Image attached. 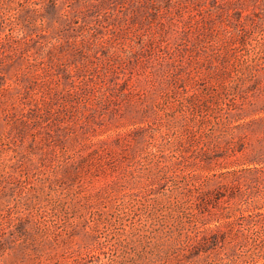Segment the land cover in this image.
Listing matches in <instances>:
<instances>
[{
	"label": "rangeland",
	"instance_id": "obj_1",
	"mask_svg": "<svg viewBox=\"0 0 264 264\" xmlns=\"http://www.w3.org/2000/svg\"><path fill=\"white\" fill-rule=\"evenodd\" d=\"M226 220L192 264H264V0H0V264H177Z\"/></svg>",
	"mask_w": 264,
	"mask_h": 264
},
{
	"label": "trees",
	"instance_id": "obj_2",
	"mask_svg": "<svg viewBox=\"0 0 264 264\" xmlns=\"http://www.w3.org/2000/svg\"><path fill=\"white\" fill-rule=\"evenodd\" d=\"M226 219L228 217H225ZM228 222V224H227ZM221 224V223H220ZM223 225V226H222ZM227 226L228 228H230L231 225V222L226 220L224 221V223H222L221 225H215L214 228H207V232L206 234L202 237V240H204V242L200 241L201 239H199V241L197 242V245L195 246L194 249L191 250V259H187L186 261H177V264H192L191 260H194L195 257H199L201 256L203 253H207L209 252L210 250L213 249V246H217L218 245V242L224 237L225 238V235H226V232L225 230L223 229H226L227 230ZM224 227V228H222ZM137 242L138 244H136L134 247H135V250H139L140 248H137L138 246H141L142 248L141 249H144L145 245L141 243V241H139L137 239ZM138 254V258H135V262L136 264H155V262L153 260H147V256L144 255L143 253H137ZM139 260H143V262L139 263L138 261ZM146 260V261H145ZM138 262V263H137ZM176 263V262H175ZM75 264H80L79 261L75 262ZM203 264H210L209 261H206L204 262Z\"/></svg>",
	"mask_w": 264,
	"mask_h": 264
}]
</instances>
